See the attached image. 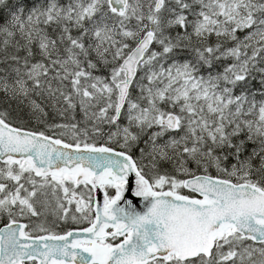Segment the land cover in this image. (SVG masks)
I'll list each match as a JSON object with an SVG mask.
<instances>
[{"label":"snow or ice","instance_id":"6c2138e0","mask_svg":"<svg viewBox=\"0 0 264 264\" xmlns=\"http://www.w3.org/2000/svg\"><path fill=\"white\" fill-rule=\"evenodd\" d=\"M0 264H264V0H0Z\"/></svg>","mask_w":264,"mask_h":264},{"label":"water","instance_id":"95a60500","mask_svg":"<svg viewBox=\"0 0 264 264\" xmlns=\"http://www.w3.org/2000/svg\"><path fill=\"white\" fill-rule=\"evenodd\" d=\"M131 199V197H129ZM100 202L102 203V195L99 197ZM135 200L137 201V205L139 208H137V210H143L144 208V201H142L140 198H135Z\"/></svg>","mask_w":264,"mask_h":264},{"label":"rangeland","instance_id":"374dc122","mask_svg":"<svg viewBox=\"0 0 264 264\" xmlns=\"http://www.w3.org/2000/svg\"><path fill=\"white\" fill-rule=\"evenodd\" d=\"M32 126H36V124L33 123ZM72 210L74 211V205L72 206ZM24 222H26V221H24ZM82 226H84V225H71V224L69 225V227H71V228H78V227H82ZM63 230H65V229H61V231H63Z\"/></svg>","mask_w":264,"mask_h":264},{"label":"trees","instance_id":"16d2710c","mask_svg":"<svg viewBox=\"0 0 264 264\" xmlns=\"http://www.w3.org/2000/svg\"><path fill=\"white\" fill-rule=\"evenodd\" d=\"M35 123L34 121L32 122V124ZM32 124L30 126H32ZM36 127H43L42 125H36ZM214 174V173H213Z\"/></svg>","mask_w":264,"mask_h":264},{"label":"flooded vegetation","instance_id":"af4514ba","mask_svg":"<svg viewBox=\"0 0 264 264\" xmlns=\"http://www.w3.org/2000/svg\"><path fill=\"white\" fill-rule=\"evenodd\" d=\"M22 222H24V221H22ZM84 226H86V225H84Z\"/></svg>","mask_w":264,"mask_h":264},{"label":"bare ground","instance_id":"6f19581e","mask_svg":"<svg viewBox=\"0 0 264 264\" xmlns=\"http://www.w3.org/2000/svg\"><path fill=\"white\" fill-rule=\"evenodd\" d=\"M139 208V207H138Z\"/></svg>","mask_w":264,"mask_h":264}]
</instances>
